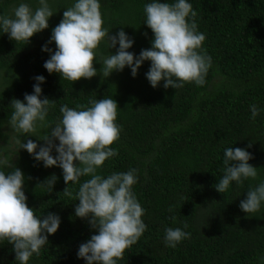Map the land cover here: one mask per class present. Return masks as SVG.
I'll list each match as a JSON object with an SVG mask.
<instances>
[{"label": "trees", "instance_id": "16d2710c", "mask_svg": "<svg viewBox=\"0 0 264 264\" xmlns=\"http://www.w3.org/2000/svg\"><path fill=\"white\" fill-rule=\"evenodd\" d=\"M151 2L99 0L103 27L110 35L122 29L134 41L128 51L137 57L142 49L151 48L154 39L144 23V7ZM187 2L197 13V31L206 37L201 51L211 57L203 86L186 83L179 89H165L161 81L153 88L145 75L150 61L142 64L136 77L126 66L105 78L101 56L115 54L119 47L110 49L106 38L96 50L98 74L93 78L72 84L57 73L49 74L43 65L50 53L42 47L47 44L54 53L55 43H48L52 29L75 0H48L54 13L49 27L26 45L0 32V160L11 165H0V170L8 173L18 167L25 177L27 204L35 215L55 213L61 219L58 231L48 236L49 243L28 264H87L77 252L97 233L86 220L75 217L79 201L63 193L68 186L74 197L90 177L66 185L61 168H45L42 161L20 149L21 144L31 139L44 146L40 139L62 118V105L80 110L79 105L88 107L89 101L104 98L117 101L116 123L121 131L111 146L118 154L97 171L107 178L136 170L132 190L144 209L146 224L138 242L125 250L117 264H264V202L254 214L247 215L239 207L247 191L264 182V0ZM20 3L33 11L39 7V0H0V15L11 17ZM40 75L45 77L40 98L54 104L46 116L48 126L38 125L32 136L17 133L9 123L11 101L33 94L34 78ZM217 76L222 81L215 85ZM252 105L259 109L255 119ZM228 147L244 148L253 156L249 164L257 168V177L243 185L232 182L221 194L214 185L224 175ZM52 155H57L55 149ZM53 174L57 180L52 192L37 185ZM167 228H181L190 238L170 248L165 244ZM12 249L13 245L0 242V264H18Z\"/></svg>", "mask_w": 264, "mask_h": 264}, {"label": "clouds", "instance_id": "9594fccd", "mask_svg": "<svg viewBox=\"0 0 264 264\" xmlns=\"http://www.w3.org/2000/svg\"><path fill=\"white\" fill-rule=\"evenodd\" d=\"M100 9L99 0H75L64 10L62 20L52 29L48 41L55 43L56 50L53 53L47 44L42 47V51L50 53L43 65L49 74L57 73L61 80L72 84L82 78H93L98 74L94 67L96 50L106 38L110 49L116 48L117 44L119 47L115 54L101 56L100 70L105 78L113 72H122L126 66L136 77L142 64L150 61L145 75L153 88L161 81H164L165 89H179L186 83L205 84L211 57L201 51L206 37L197 31V13L187 0H176L172 4L153 0L145 5L144 23L151 29L154 39L151 48L142 49L138 57L128 51L134 41L122 29L116 35H110L103 27ZM53 14L48 0H39V7L34 11L28 4L20 3L11 17L0 15V32L7 33L10 40L26 45L35 34L49 27V18ZM34 79L37 83L33 85V94L25 93L23 101L14 98L10 104L13 109L9 121L11 128L29 136L36 132L38 125L48 126L46 116L49 107L54 106L47 97L40 98V84L45 82V77L40 75ZM89 104L88 107L79 105L80 110L62 105V118L40 139L44 146L28 139L20 149L26 150L36 161H42L45 168H61L66 185L79 183L81 177H90L80 184L74 197L68 186L63 190L66 197L79 201L75 206V217L86 220L97 233L79 246L77 256L87 264H117L123 259L125 250L137 243L146 230L142 220L144 209L132 190L137 182L135 169L112 173L107 178L97 171L107 159L118 154L111 147L121 131L116 123L117 101L104 98L91 100ZM251 113L255 119L259 109L252 105ZM53 149L57 153L55 157ZM251 159L253 156L244 148H226L224 175L214 185L216 191L223 194L232 182L243 185L244 181L255 179L257 168L249 164ZM0 165L11 167L7 160H0ZM56 180L53 174L37 185L46 186L52 192ZM24 185L25 177L18 167L8 173L0 170V242L13 245L18 264H28L33 254L39 256L49 243L48 236L55 234L61 223L55 213L42 218L35 215L34 209L27 204ZM262 202L264 182L250 188L239 207L247 215L254 214L260 210ZM184 227L187 228V224ZM188 238L190 233L181 228L165 230V244L170 248Z\"/></svg>", "mask_w": 264, "mask_h": 264}, {"label": "rangeland", "instance_id": "374dc122", "mask_svg": "<svg viewBox=\"0 0 264 264\" xmlns=\"http://www.w3.org/2000/svg\"><path fill=\"white\" fill-rule=\"evenodd\" d=\"M221 81H222V79L219 76H217L215 79V85H216V83H218V84L221 83Z\"/></svg>", "mask_w": 264, "mask_h": 264}]
</instances>
